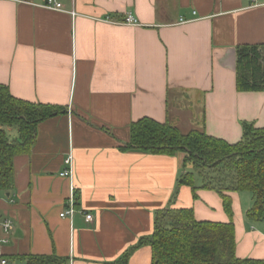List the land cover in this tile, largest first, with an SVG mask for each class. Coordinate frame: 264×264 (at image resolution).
<instances>
[{
	"label": "crops",
	"instance_id": "crops-1",
	"mask_svg": "<svg viewBox=\"0 0 264 264\" xmlns=\"http://www.w3.org/2000/svg\"><path fill=\"white\" fill-rule=\"evenodd\" d=\"M46 1L0 0V83L64 109L37 125L31 152L15 158L13 188L0 190V211L14 225L10 233L0 225V264H31L30 256L152 264L149 245L123 256L153 233L156 210L228 222L219 193L178 184L190 170L183 153L122 146L144 117L229 142L246 123L264 127V92L236 86V48L264 43V0H57L63 10ZM129 12L137 25L123 22ZM72 185L75 212L61 216ZM231 197L237 256L264 260V219L247 217L253 200L244 191Z\"/></svg>",
	"mask_w": 264,
	"mask_h": 264
},
{
	"label": "trees",
	"instance_id": "trees-1",
	"mask_svg": "<svg viewBox=\"0 0 264 264\" xmlns=\"http://www.w3.org/2000/svg\"><path fill=\"white\" fill-rule=\"evenodd\" d=\"M236 86L240 92H264V43L236 48ZM62 108L35 103L14 96L0 83V190L10 192L15 181V158L26 155L36 140L37 125ZM16 128L10 138L6 128ZM123 150L140 149L155 154L183 153V166L190 170L179 177V185L214 190L220 194L230 220L201 221L191 208L171 206L156 210L154 231L143 237L123 256L126 262L143 245L152 249V264H264L262 259L239 258L233 221V192L250 191L251 220L264 219V127L246 123L237 142L213 136L204 129L182 132L169 122L144 117L131 125L130 142ZM200 178L201 184L196 185ZM31 264H50L44 256H30Z\"/></svg>",
	"mask_w": 264,
	"mask_h": 264
},
{
	"label": "built area",
	"instance_id": "built-area-1",
	"mask_svg": "<svg viewBox=\"0 0 264 264\" xmlns=\"http://www.w3.org/2000/svg\"><path fill=\"white\" fill-rule=\"evenodd\" d=\"M45 7L54 9V10H63L64 6L62 3L58 2L57 0H47L44 4ZM181 22H185L186 20L181 17ZM124 23L130 24V25H137L139 23L138 19L132 14V13H127L124 20ZM65 163L68 165V168L65 169L61 175L65 177H72L73 176V168H72V157L69 156L66 160ZM74 185H72V190H71V196L69 197V208L65 210L64 212L61 213V216L68 215L69 217H72L74 212H75V195H74ZM86 220L90 221L93 219L92 214H85ZM0 225L4 229L6 233H10L14 229L13 221L5 216L1 211H0ZM1 241L7 242L6 238H3ZM1 254V250H0ZM1 264H9L5 259L1 260Z\"/></svg>",
	"mask_w": 264,
	"mask_h": 264
},
{
	"label": "rangeland",
	"instance_id": "rangeland-1",
	"mask_svg": "<svg viewBox=\"0 0 264 264\" xmlns=\"http://www.w3.org/2000/svg\"><path fill=\"white\" fill-rule=\"evenodd\" d=\"M184 128L183 129H186V130H188L189 129V127L188 126H183ZM244 194H247V196H248V198H249V200L250 199H252V193L250 192V191H244Z\"/></svg>",
	"mask_w": 264,
	"mask_h": 264
}]
</instances>
